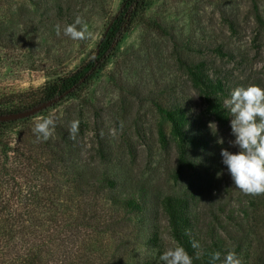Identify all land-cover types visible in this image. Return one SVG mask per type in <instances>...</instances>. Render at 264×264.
<instances>
[{"label":"rangeland","instance_id":"1","mask_svg":"<svg viewBox=\"0 0 264 264\" xmlns=\"http://www.w3.org/2000/svg\"><path fill=\"white\" fill-rule=\"evenodd\" d=\"M254 3L264 20V0H150L144 17L127 27L105 65L82 86L0 125V205L29 212L20 226L0 234V264H103L111 256L121 259L116 264H160L159 255L175 242L161 207L166 195L187 201L201 239L222 242L223 254L234 249L243 264H264V194L233 185L220 154L236 150L225 103L231 92L264 88V24ZM120 4L0 0V99L84 68ZM77 17L87 27L83 40L63 34ZM197 67L220 86L227 119L213 112L211 87H194L189 69ZM175 106L185 109L188 129L202 141L185 148L183 162L160 112ZM49 116L55 120L51 136L37 140L35 123ZM60 148L65 160L54 171L26 160L42 162ZM104 177L115 180L112 190ZM124 197L143 210L121 207ZM44 200L50 201L46 209Z\"/></svg>","mask_w":264,"mask_h":264},{"label":"trees","instance_id":"2","mask_svg":"<svg viewBox=\"0 0 264 264\" xmlns=\"http://www.w3.org/2000/svg\"><path fill=\"white\" fill-rule=\"evenodd\" d=\"M149 4L150 0H121L117 15L109 27L104 31L96 46L94 58H92L84 68L47 80L43 85L31 88L30 90L5 94L3 98L0 99V114L25 110L30 108V106L32 107L51 100H59L72 93L79 86H82L98 68L105 65L108 58L113 53L119 39L123 35V32L130 24L137 20V18L142 19L144 17ZM253 8L257 21L264 24V20L258 12L256 3L253 4ZM156 25L158 29H161L160 25ZM197 68L196 72L189 69L194 87L198 90L202 89L201 85L209 88L211 87L212 96L209 98V104L218 118L221 119L222 117L223 120L227 119V112L223 105V95L218 94V89H221L220 86L212 83L208 75L203 72L202 67ZM160 112L163 113L165 119L171 124V135L181 149L180 161L183 162V160H186L184 156L186 153L185 148L188 147L189 150L192 151L198 146L200 147L202 141L188 129L187 116L182 106H175L173 108L161 107ZM14 121L15 120L1 121L0 125L8 126ZM2 130L3 128H1L0 134L3 132ZM159 136L160 141L163 143L165 141V135L162 130H159ZM51 155L53 158L47 157L42 162H38L31 157L26 158V160L29 161V164H36L34 167L39 165L41 169L44 168L43 171H54L59 165H62L65 157L62 148H60V152L56 151ZM102 181L105 182L110 190L115 187V180L113 179L104 177ZM100 190H102V188ZM29 196V201L31 202L37 199L35 192H31ZM45 203H47V206H45L46 209L50 201L48 202L46 200ZM118 203L121 207L128 209L132 214L143 210L141 203L133 197H124L122 200H119ZM161 207L167 219V227L171 238L175 242L182 244L188 253L193 256L194 264H208L209 255L214 251H220L223 254L224 244L222 242L218 240H211L208 242L201 239L195 233L190 219L189 207L184 198L166 195L161 199ZM43 211L44 213L47 212V210ZM28 213H16V210L12 211L9 205H0V234H2V232H11L14 228L13 226H20L22 215ZM16 218H19L18 222ZM156 238L157 235L155 233L151 241L155 243ZM193 240L200 243V249L192 248ZM197 253L200 254L199 258H196ZM119 261H121L120 258L111 256V258L106 259L103 264H116ZM217 264H220V262L218 261Z\"/></svg>","mask_w":264,"mask_h":264},{"label":"clouds","instance_id":"3","mask_svg":"<svg viewBox=\"0 0 264 264\" xmlns=\"http://www.w3.org/2000/svg\"><path fill=\"white\" fill-rule=\"evenodd\" d=\"M83 20L77 17L72 24L63 28V34L73 40L86 38L87 27L82 26ZM57 34L60 27L57 26ZM226 105L231 113L230 127L233 137L229 143L236 149L230 151L221 149L222 164L226 166L233 185L246 194H264V88L258 85H248L235 88ZM55 127L54 117H46L35 123L33 133L37 140H48L51 130ZM70 134L78 131V121H72ZM223 143V141H219ZM193 249H200L198 241H192ZM197 253L196 258H199ZM243 264L235 252L229 250L225 254L214 251L209 255L208 264ZM160 264H194L193 256L185 247L174 242L160 255Z\"/></svg>","mask_w":264,"mask_h":264},{"label":"water","instance_id":"4","mask_svg":"<svg viewBox=\"0 0 264 264\" xmlns=\"http://www.w3.org/2000/svg\"><path fill=\"white\" fill-rule=\"evenodd\" d=\"M53 101L54 100L47 101V102L32 106V107L25 109V110H19V111H15V112H8V113L0 114V122L1 121H8V120H17L20 118L30 116V115L40 111L41 109L45 108L46 106L51 104Z\"/></svg>","mask_w":264,"mask_h":264}]
</instances>
